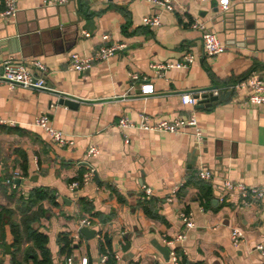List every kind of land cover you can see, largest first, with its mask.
<instances>
[{
	"label": "crops",
	"instance_id": "crops-1",
	"mask_svg": "<svg viewBox=\"0 0 264 264\" xmlns=\"http://www.w3.org/2000/svg\"><path fill=\"white\" fill-rule=\"evenodd\" d=\"M43 1L17 0L16 14L2 17L0 0V62L37 59L47 68L46 89L0 84V211L9 209L21 220V199L37 189L48 192L27 214L41 213L35 228L48 237L50 264L69 258L73 264H264L257 250L264 242V207L224 190L226 180L264 188V106L249 105V91L238 88L251 75L264 79V0H231L226 12L217 0H172L171 11L146 0ZM149 17H158L160 26L146 25ZM197 21L217 35L223 54L204 53L201 33L192 27ZM113 45L123 48L107 61L87 71L71 67L72 54L89 57ZM187 53L195 56L189 68L163 76L151 68L180 62ZM145 84L154 86L153 94L142 93ZM210 89L228 97L200 106ZM183 93L201 99L183 105ZM61 98L77 106L60 104ZM192 114L202 140L192 128L178 134L139 129L143 115L163 121ZM42 115L70 145L54 144L35 125ZM122 118L132 127L122 131ZM91 147L98 149L96 157L87 156ZM88 164L94 180L72 192L69 185ZM16 170L25 195L4 184ZM203 170L212 173L210 182L198 178ZM144 187L152 189L150 199ZM182 213L191 215L192 227ZM86 218L95 223L94 238L80 232ZM6 221L0 264H12L15 250ZM233 229L243 233L238 247ZM61 235L72 241L70 253L63 251ZM157 245L170 248L168 259ZM30 246L24 244L18 259L25 260Z\"/></svg>",
	"mask_w": 264,
	"mask_h": 264
},
{
	"label": "built area",
	"instance_id": "built-area-1",
	"mask_svg": "<svg viewBox=\"0 0 264 264\" xmlns=\"http://www.w3.org/2000/svg\"><path fill=\"white\" fill-rule=\"evenodd\" d=\"M154 5H158L166 10L171 11L173 9L172 0H146ZM204 2L205 0H200ZM246 2L247 0H241ZM69 0H44L45 6H63L68 4ZM232 4L231 0H217L218 8L222 12H226L230 9ZM17 0H5V10L1 13L2 17L14 16L17 12ZM145 24L149 26H160V20L158 17H149L145 19ZM192 27L195 30L200 31L201 39L203 44L204 53L209 57H216L223 54L226 50L225 46L219 40L217 35L208 30L202 22H194ZM88 36L87 33H84ZM107 40L108 37H103ZM123 48L122 45L113 46H103L89 57H81L78 54H72L70 56L71 67L78 72L89 70L94 63L107 61L109 58L113 57L117 51ZM195 61V56L192 53H187L184 55L182 61L177 63H154L151 68L156 71L159 76H163L166 71L175 68H189ZM36 72L40 74L37 75ZM47 68L44 63L40 60L34 59L26 63H20L14 61L10 58L4 62H0V84L7 83L12 89L17 86H24L26 88L41 90L46 89V81L44 78ZM238 88H245L249 91L247 98V103L252 106H264V79L256 75H251L247 79L243 80ZM143 94H153L154 86L151 84H145L142 86ZM201 99V97H196L194 94L183 93L181 95V102L183 105H196ZM35 125L45 130L50 137L51 141L58 146L70 145L64 133L60 130L55 129L50 125V118L48 115H42L36 119ZM118 127L124 131L132 127V124L126 118L120 119ZM192 128L194 130V136L198 140L203 139L201 129L198 124V120L194 114L188 118L178 117L173 120H163V121H153L149 116L143 115L139 129L143 131H159V132H169L178 134L185 129ZM128 143V139L126 140ZM98 155V149L91 147L87 153L88 157H96ZM86 171L83 173L81 181H73L69 187L72 192H77L82 187L90 184L95 177V169L92 165L88 164L85 168ZM198 178L202 181L210 182L213 179L211 172L203 170L198 173ZM23 176L20 171H14L13 174L4 180V184L12 189L13 191H18L21 195H25L24 191L20 189L17 181H21ZM224 190L228 193L237 191L240 196L246 200L250 199L253 202H259L264 207V188H252L246 187L240 183H233L226 180L224 183ZM153 191L150 187L143 188V196L145 199H150ZM181 219L185 223V226L192 227L191 215L182 213ZM80 226L82 228L86 227L88 229H94L95 223L89 219H83L80 221ZM231 238L233 245L238 247L241 239L243 238V233L239 229H233L231 233ZM257 250L264 255V242L257 247ZM173 260L176 262L177 256L172 253ZM103 261L108 260V256L104 255L102 257ZM67 264H73V259L69 258ZM82 264H87V259H83Z\"/></svg>",
	"mask_w": 264,
	"mask_h": 264
},
{
	"label": "trees",
	"instance_id": "trees-1",
	"mask_svg": "<svg viewBox=\"0 0 264 264\" xmlns=\"http://www.w3.org/2000/svg\"><path fill=\"white\" fill-rule=\"evenodd\" d=\"M83 176V174H82ZM81 178L77 179V181H81ZM210 191V190H209ZM48 198V192L37 189L29 193L28 197L21 199L20 207L24 208V215L21 220H15L13 218L14 212L9 209L1 207L0 211V226L2 219H7V225L11 230V234L13 236V247L14 252L12 255V264H24L27 260L31 259L34 264H50L51 257L49 250L47 248L48 245V237L41 233L39 229L35 228L36 223L38 222L41 213H34L33 215H28L27 212L30 210L32 206H35L40 201ZM59 242L64 244V252L70 253L72 241L66 235H61L59 237ZM25 243L31 244L29 248L26 249L24 253V259H18L19 253H21L22 247ZM102 251L105 252V244L101 245ZM37 252H40L42 256V260H39V255ZM111 261V260H110Z\"/></svg>",
	"mask_w": 264,
	"mask_h": 264
},
{
	"label": "water",
	"instance_id": "water-1",
	"mask_svg": "<svg viewBox=\"0 0 264 264\" xmlns=\"http://www.w3.org/2000/svg\"><path fill=\"white\" fill-rule=\"evenodd\" d=\"M214 91H215V89H210L209 91H207L208 92V95H204L202 97V100L199 102V105L201 106L204 103H211V102H214V101H218L219 99L224 100L225 99V96L228 97V94L227 95L220 94V95H216L215 96L214 93H213ZM59 103L60 104H64L66 106L73 107V108H75L77 106V104L75 102H72L71 100L66 99V98H61L60 101H59ZM17 183H18V181H17ZM80 232L86 238H94L97 235V231L96 230H94V229H88L86 227L82 228L80 230ZM157 249H158V251H160V253L166 259H168L170 257V253H171L170 248L157 245ZM7 251L10 252V246H7Z\"/></svg>",
	"mask_w": 264,
	"mask_h": 264
}]
</instances>
